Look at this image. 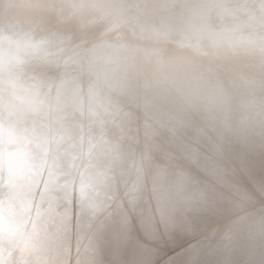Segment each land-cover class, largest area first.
I'll return each mask as SVG.
<instances>
[{
    "label": "water",
    "instance_id": "1",
    "mask_svg": "<svg viewBox=\"0 0 264 264\" xmlns=\"http://www.w3.org/2000/svg\"><path fill=\"white\" fill-rule=\"evenodd\" d=\"M0 28L114 71L94 111L53 89L26 125L34 179L0 169V264H264V0H0ZM70 65L28 74L70 90Z\"/></svg>",
    "mask_w": 264,
    "mask_h": 264
},
{
    "label": "clouds",
    "instance_id": "2",
    "mask_svg": "<svg viewBox=\"0 0 264 264\" xmlns=\"http://www.w3.org/2000/svg\"><path fill=\"white\" fill-rule=\"evenodd\" d=\"M108 47L102 44L99 52H79L59 38H38L30 32L0 28V169L5 173L9 194L34 179L43 166L42 145L35 142L26 125L46 114L53 89L57 98L68 97L66 108L92 112L108 101L114 77L104 52ZM70 61L86 76L83 85L73 77L70 90L64 80L53 85L28 74L34 63L67 68ZM55 179L52 177L50 183L54 184Z\"/></svg>",
    "mask_w": 264,
    "mask_h": 264
},
{
    "label": "bare ground",
    "instance_id": "3",
    "mask_svg": "<svg viewBox=\"0 0 264 264\" xmlns=\"http://www.w3.org/2000/svg\"><path fill=\"white\" fill-rule=\"evenodd\" d=\"M92 253V252H91ZM0 254L1 255H4V256H7V255H9V253H6V252H4V250H2L1 248H0ZM93 254V253H92ZM181 255V254H180ZM175 256V255H174ZM174 256H173V258H174ZM176 257V256H175ZM8 258H10V256H8ZM11 258H12V255H11ZM171 259V258H170ZM12 262H15V259H14V257H13V261ZM11 262V263H12ZM170 262V261H169ZM163 262L161 261L160 262V264H162ZM9 264V263H8ZM14 264H16V263H14ZM104 264H105V262H104ZM164 264V263H163ZM167 264H168V262H167Z\"/></svg>",
    "mask_w": 264,
    "mask_h": 264
}]
</instances>
